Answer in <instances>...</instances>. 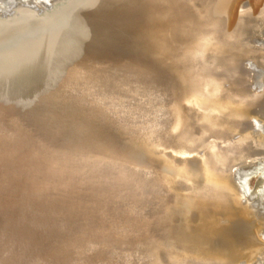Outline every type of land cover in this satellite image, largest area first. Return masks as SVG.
Instances as JSON below:
<instances>
[{
    "label": "water",
    "instance_id": "1",
    "mask_svg": "<svg viewBox=\"0 0 264 264\" xmlns=\"http://www.w3.org/2000/svg\"><path fill=\"white\" fill-rule=\"evenodd\" d=\"M80 14L69 12L52 28L0 24V142L20 139L42 151L27 153V165L20 169L15 164L19 182L0 179V264H229L231 255L218 258L213 250L235 222L224 229L201 223L223 210L219 192L228 193L227 186L216 191L204 182L215 165L209 158L201 175L200 169L191 170L197 166L173 155L186 132L199 135L195 123L213 131L209 118L198 117L193 106L195 98L210 103L209 88L189 91L193 98L177 107L179 87L168 77L175 66L164 53L166 63L153 62L161 75L155 107H144L151 104L148 95L135 96L144 110L134 116L141 119L127 118L124 132L114 131L109 125H119L116 115L107 107L97 109L102 98L96 102L89 88H80L85 81L77 67L95 55L72 59L66 54L79 53L84 44L95 43L100 50L96 28ZM65 29L67 36L57 39L65 55L40 45ZM190 52L180 50V63L193 60L192 77L211 71L207 54ZM117 137L120 141L112 143ZM38 169L42 182L32 179ZM249 173L235 174L243 194Z\"/></svg>",
    "mask_w": 264,
    "mask_h": 264
},
{
    "label": "bare ground",
    "instance_id": "2",
    "mask_svg": "<svg viewBox=\"0 0 264 264\" xmlns=\"http://www.w3.org/2000/svg\"><path fill=\"white\" fill-rule=\"evenodd\" d=\"M46 2L41 6L38 0H0V24L13 29L20 23H25L26 28H52L57 18L72 11L81 13L77 15L81 21L91 22L97 30L96 35L100 36L97 44L100 50H96L95 43L84 44L79 53L66 51V54L72 59L85 52L95 55L94 59H89L91 63L77 67L85 81L80 88H89L95 101L102 98V102L96 101L97 109L107 107L112 110L113 117L116 115L119 125L116 122L109 125L114 131L123 133L127 118L133 123L141 119V116H134L135 110L155 107L156 81L160 82L161 76L153 64L156 60L164 63L168 60L175 66L168 77L179 87L177 107L184 104L186 97L193 98L188 96L189 91L198 93L200 85H207L210 96H213L210 103H202L197 98L192 102L195 114L209 118L213 131L205 132L195 123L199 135L194 137L186 132L189 135L183 138L184 143L179 144L181 149L173 155L180 162L197 166V169L191 168L195 173L204 165L208 166L209 158L215 165L204 182L216 191L223 183L228 188V193L223 189L219 192L223 197L224 211L221 209L201 220L202 225L218 229L227 228L230 222L237 225L225 230L228 233L223 235V243L214 247V255L218 258L231 255L229 264H264V158L257 163L253 161L257 159H253L254 156L264 154V120L261 119V129H257L253 121L256 114L264 113V49L255 44V37L264 30V0ZM65 31L55 32L54 39H41L40 45L56 48L58 57L65 55L63 46L57 41L67 36ZM187 49L191 50V55L195 50L207 54L206 57L212 60L211 71L201 75L196 73L192 77L193 60L180 63L184 59L180 50L187 54ZM134 62L145 63L152 69L133 67L131 63ZM101 63L107 64L99 66ZM166 66L163 70H168ZM131 76L134 77L130 81ZM143 95L151 97V104L146 101L149 107H141L136 102L135 96ZM111 102H116L113 107ZM189 129L192 131V126ZM119 137L112 143L120 141ZM32 152L38 154L42 151L20 139L1 141L0 179L6 177L8 184L10 181L19 182V169L29 160L24 156ZM205 170L200 171L201 175ZM238 172L249 173V177L256 180L252 189L247 184L245 194L237 185L235 174ZM42 174V169H38L32 179L42 182L43 179L38 177ZM9 190L14 191L13 186Z\"/></svg>",
    "mask_w": 264,
    "mask_h": 264
},
{
    "label": "rangeland",
    "instance_id": "3",
    "mask_svg": "<svg viewBox=\"0 0 264 264\" xmlns=\"http://www.w3.org/2000/svg\"><path fill=\"white\" fill-rule=\"evenodd\" d=\"M255 44H257L258 46H261L264 49V30L262 31V33H260L258 35V37H255ZM262 72H264V71H262ZM256 115L257 116L253 117V121H254L257 129H261V126H262L261 125V119L264 120V113L262 112V113H258ZM263 158H264V154H259V155L253 157V159H256L253 161L257 163L260 159H263ZM255 181H256L255 178H252L249 180L248 184H249L251 189L254 186Z\"/></svg>",
    "mask_w": 264,
    "mask_h": 264
}]
</instances>
